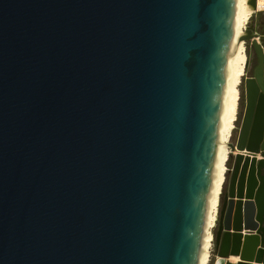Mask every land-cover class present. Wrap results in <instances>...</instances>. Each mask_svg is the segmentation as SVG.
<instances>
[{"label": "water", "instance_id": "water-1", "mask_svg": "<svg viewBox=\"0 0 264 264\" xmlns=\"http://www.w3.org/2000/svg\"><path fill=\"white\" fill-rule=\"evenodd\" d=\"M234 12L0 0V264H197ZM259 38L215 264H264Z\"/></svg>", "mask_w": 264, "mask_h": 264}, {"label": "bare ground", "instance_id": "bare-ground-1", "mask_svg": "<svg viewBox=\"0 0 264 264\" xmlns=\"http://www.w3.org/2000/svg\"><path fill=\"white\" fill-rule=\"evenodd\" d=\"M264 11V0H256V7L251 0H235V12L232 25V36L228 52L225 83L223 87L220 110L217 147L214 165L210 179V187L206 202V212L197 264H209L213 246L212 231L216 227L220 197L228 171L229 153L237 155L236 149L228 147L237 118L239 86L244 76L246 60L245 45L242 37L245 35L246 25L251 16ZM232 152V153H231ZM239 262L238 257H231L233 263Z\"/></svg>", "mask_w": 264, "mask_h": 264}, {"label": "rangeland", "instance_id": "rangeland-1", "mask_svg": "<svg viewBox=\"0 0 264 264\" xmlns=\"http://www.w3.org/2000/svg\"><path fill=\"white\" fill-rule=\"evenodd\" d=\"M249 27L253 28V31L260 35L259 42L264 43V11L259 12L257 14H254L253 16H251L249 22L246 25V29H248ZM246 29H245V31H246ZM244 45H245L244 56H245V60H246V65H245L246 67L244 70V76H243L241 83H240V86H239V88H241L242 91L244 90L245 77L247 76V73H248V66H249V64H251L253 62L254 57H255V49H254L253 44L252 43H244ZM242 95H243V92H242ZM244 96H245V94H244ZM239 99H240V91H239ZM239 99H238V101H239ZM238 107H239V103H238ZM236 119L237 120L239 119L238 113H237ZM234 128H235V130L232 133V136H231L229 143H235V141L238 138V133H236V132H238L237 127H236V122H235ZM230 151H232V150L230 149ZM231 157H235V155H231L229 153V159H228V163H227L228 171H227L226 176H225L226 177L225 178V186L222 190V194H221L222 196L220 197V206L223 202L224 194L227 192V188H228V183H229V179H230V172L229 171L231 169V168L229 169V167H232L233 162H234L233 158H231ZM216 228H217V223H216V227L212 231L213 239H214V233L216 231ZM217 257H218L217 249L215 247V241H213V246L211 249L209 264H215Z\"/></svg>", "mask_w": 264, "mask_h": 264}, {"label": "flooded vegetation", "instance_id": "flooded-vegetation-1", "mask_svg": "<svg viewBox=\"0 0 264 264\" xmlns=\"http://www.w3.org/2000/svg\"><path fill=\"white\" fill-rule=\"evenodd\" d=\"M258 65V57H257V54H256V51H255V57H254V60L251 64H249L248 66V73H247V76L245 77V79H247L248 77H252L253 76V71H254V68ZM243 92V97H242V100L238 101L239 103V107H238V110H237V113H238V116H239V119L237 121V131L236 133H238L239 135V132H240V128L242 126V122H243V117H244V114H245V111H246V98L244 96V90L242 91ZM237 120V119H236ZM235 130V128H234ZM236 142V141H235ZM222 194V193H221ZM224 200V198H223ZM218 217V216H217ZM217 223V222H216ZM217 231H218V226L216 228V231H215V240H216V237H217ZM214 241V239H213ZM215 247H216V241H215Z\"/></svg>", "mask_w": 264, "mask_h": 264}, {"label": "trees", "instance_id": "trees-1", "mask_svg": "<svg viewBox=\"0 0 264 264\" xmlns=\"http://www.w3.org/2000/svg\"><path fill=\"white\" fill-rule=\"evenodd\" d=\"M239 91H240V99H239V103H240V101L242 100V89L241 88H239ZM238 121V120H237ZM237 121H236V126H237ZM231 167H229V169H230ZM214 241H215V233H214Z\"/></svg>", "mask_w": 264, "mask_h": 264}, {"label": "crops", "instance_id": "crops-1", "mask_svg": "<svg viewBox=\"0 0 264 264\" xmlns=\"http://www.w3.org/2000/svg\"><path fill=\"white\" fill-rule=\"evenodd\" d=\"M246 233V231H244V234ZM236 261V260H235ZM236 262H238V261H236Z\"/></svg>", "mask_w": 264, "mask_h": 264}, {"label": "built area", "instance_id": "built-area-1", "mask_svg": "<svg viewBox=\"0 0 264 264\" xmlns=\"http://www.w3.org/2000/svg\"><path fill=\"white\" fill-rule=\"evenodd\" d=\"M258 159H260V158H258Z\"/></svg>", "mask_w": 264, "mask_h": 264}]
</instances>
